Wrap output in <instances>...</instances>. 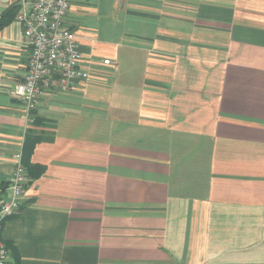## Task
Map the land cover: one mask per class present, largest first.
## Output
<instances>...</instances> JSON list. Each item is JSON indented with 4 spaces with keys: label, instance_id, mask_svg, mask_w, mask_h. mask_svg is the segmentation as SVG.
<instances>
[{
    "label": "crops",
    "instance_id": "0c3cea01",
    "mask_svg": "<svg viewBox=\"0 0 264 264\" xmlns=\"http://www.w3.org/2000/svg\"><path fill=\"white\" fill-rule=\"evenodd\" d=\"M66 25L90 78L32 113L30 46L0 32L6 197L32 118L52 137L1 234L20 264H264V0H75Z\"/></svg>",
    "mask_w": 264,
    "mask_h": 264
},
{
    "label": "built area",
    "instance_id": "2783aa9c",
    "mask_svg": "<svg viewBox=\"0 0 264 264\" xmlns=\"http://www.w3.org/2000/svg\"><path fill=\"white\" fill-rule=\"evenodd\" d=\"M16 14L24 37L30 46L26 75L12 86L10 94L22 101L30 111L36 108L40 96L51 89L67 91L90 78L83 67L84 57L76 35L67 27L66 20L75 0H17ZM13 0H0L8 5ZM104 65L114 67L107 59ZM31 116H33L31 114ZM16 169L8 180L6 197L0 188V264H7L10 251L1 234L6 221L15 215L23 203L28 174L22 164V153L15 155Z\"/></svg>",
    "mask_w": 264,
    "mask_h": 264
},
{
    "label": "trees",
    "instance_id": "16d2710c",
    "mask_svg": "<svg viewBox=\"0 0 264 264\" xmlns=\"http://www.w3.org/2000/svg\"><path fill=\"white\" fill-rule=\"evenodd\" d=\"M19 6L16 4L11 5L7 10L1 15L0 17V32L9 26L15 19V16L18 12ZM45 124L43 120H41L39 117L32 118L30 122V127L27 130L25 141L23 145V152H22V164L25 167L28 178L30 179L28 183L31 181V179L38 178L44 174L45 167L42 165L34 164L31 161V157L34 151L35 146L46 140H51L52 137L46 136L43 133H40L36 127ZM8 249L12 250L14 253V256L16 257V264H20L19 258H18V252L17 248L14 247L12 244H7Z\"/></svg>",
    "mask_w": 264,
    "mask_h": 264
}]
</instances>
